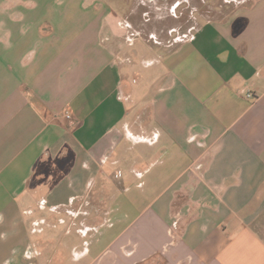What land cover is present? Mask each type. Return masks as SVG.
I'll return each mask as SVG.
<instances>
[{
    "label": "crops",
    "instance_id": "crops-1",
    "mask_svg": "<svg viewBox=\"0 0 264 264\" xmlns=\"http://www.w3.org/2000/svg\"><path fill=\"white\" fill-rule=\"evenodd\" d=\"M123 10L0 0V264H264V0L165 54Z\"/></svg>",
    "mask_w": 264,
    "mask_h": 264
},
{
    "label": "rangeland",
    "instance_id": "rangeland-1",
    "mask_svg": "<svg viewBox=\"0 0 264 264\" xmlns=\"http://www.w3.org/2000/svg\"><path fill=\"white\" fill-rule=\"evenodd\" d=\"M130 27V40L147 43L165 54L180 42L188 39L193 30L207 20L219 21L228 17L241 2L252 0H119ZM138 46V43H136ZM42 172V171H41ZM50 170L34 176L31 189H46L39 180L46 178ZM42 177V178H41Z\"/></svg>",
    "mask_w": 264,
    "mask_h": 264
},
{
    "label": "built area",
    "instance_id": "built-area-1",
    "mask_svg": "<svg viewBox=\"0 0 264 264\" xmlns=\"http://www.w3.org/2000/svg\"><path fill=\"white\" fill-rule=\"evenodd\" d=\"M247 98H248V99H253L254 97H252L251 94H248V95H247ZM63 117H64V119L67 120V121H70V120L72 119V116H71V114H70L69 112H65V113L63 114Z\"/></svg>",
    "mask_w": 264,
    "mask_h": 264
}]
</instances>
